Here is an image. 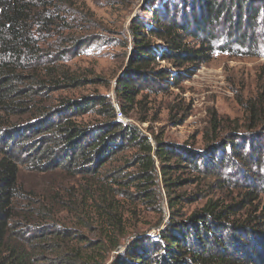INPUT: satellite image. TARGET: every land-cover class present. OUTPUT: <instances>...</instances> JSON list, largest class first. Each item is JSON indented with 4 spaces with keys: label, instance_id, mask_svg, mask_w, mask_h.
<instances>
[{
    "label": "trees",
    "instance_id": "16d2710c",
    "mask_svg": "<svg viewBox=\"0 0 264 264\" xmlns=\"http://www.w3.org/2000/svg\"><path fill=\"white\" fill-rule=\"evenodd\" d=\"M66 3L0 0V264H264V203L259 201L264 195V74L255 97L242 105L245 127L236 123L227 127L212 117L202 134V148L196 153L157 140L152 145L135 128L122 124L103 96L65 101L55 110L35 107L28 100L31 90L50 92L84 83L57 71L53 65L59 56L43 48L44 31L58 26L57 17L65 13ZM262 4L255 0L150 3L145 10L151 11L150 22L137 18L128 28L131 49L113 89L121 113L127 115L135 106H141L142 100L137 97L147 87L145 84L160 89L169 83L173 71L178 80L193 75L214 54L217 31L225 33L231 44L248 47L246 44L258 31ZM147 36L159 44H151ZM157 61H166L171 68L156 70L153 65ZM29 81L38 87L22 88ZM92 111L108 115V120L86 127L71 120L73 115ZM25 115L29 118L23 119ZM13 117L23 120L13 122ZM26 132L41 134L37 146L31 143V148L26 144L17 147L14 140L21 141ZM125 146L139 151L135 156L140 169L137 179L144 194L150 193L157 177L154 157L160 163L162 183L170 191L179 185L177 175L189 164L187 168L195 173L211 176L238 194L229 202L208 199L185 218H175L181 198L174 196L169 199L172 212L164 228L153 238L132 239L108 262L99 258L100 252L93 250L90 241L67 246V231L55 226L54 213L42 206L36 216L55 227L53 235L64 243L61 253L48 258L40 238L22 235L24 230L18 227L26 225L15 221V209L19 200L29 197L19 184L20 149L33 148L30 169L36 172L59 167L72 176L96 177L106 160ZM89 201L87 217L105 225L98 244L114 250L124 234L114 197L102 189Z\"/></svg>",
    "mask_w": 264,
    "mask_h": 264
},
{
    "label": "rangeland",
    "instance_id": "374dc122",
    "mask_svg": "<svg viewBox=\"0 0 264 264\" xmlns=\"http://www.w3.org/2000/svg\"><path fill=\"white\" fill-rule=\"evenodd\" d=\"M153 1L67 0L65 13L57 17L58 26L53 31H44L43 48L59 56L53 65L57 71L67 72L84 83L50 92L34 89L28 93V100L33 101L35 107L46 106L55 110L65 101L103 96L114 107L117 119L122 118V124L130 125L149 138L152 145L157 140L194 153L201 150L202 134L212 117L215 116L227 127L236 123L244 128L246 115L242 105L255 97L259 78L264 74V0H255L263 1V4L257 34L246 44L248 47L231 44L225 33L217 31L214 54L193 75L178 80L176 71H173L169 83L160 89L145 84L147 87L137 97L142 100L141 106H135L127 115L121 113L113 89L117 77L125 69L131 49L128 28L137 18L150 22L151 11L145 10ZM53 32L55 35L52 36ZM147 39L151 44H159L151 36ZM68 40L76 43L71 44ZM153 67L156 70L171 68L166 61H157ZM27 85L38 87L36 82L29 81L22 88H27ZM29 116L25 115L23 119ZM107 116L92 111L73 115L71 120L86 127L106 122ZM23 119L13 117L10 120L16 122ZM24 137L21 141L18 138L14 140L17 147L21 144L30 146L31 143L37 146L41 134L26 132ZM32 149H20L18 152L19 184L29 200L18 201L15 221L26 225L25 228L18 227L24 230L22 235L26 238L35 236L41 239L43 254L51 259L61 253L64 243L53 235L55 227L48 226L36 216L41 206L54 213L55 226L67 231V246L90 241L93 250L100 252L99 258L108 262L132 239L155 237L171 215L169 199L174 196L181 198L175 208V218H185L208 199L219 198L229 202L238 194L237 190L225 187V183H218L211 176L195 173L187 168L188 163L177 175L180 176V180L176 181L180 182L179 185L170 191L162 183L160 163L155 157L157 177L149 188L152 195L144 194L137 179L140 169L135 156L139 151L132 147L125 146L111 155L96 177L72 176L59 167L47 172L31 170L30 163L34 157H29V154L33 153ZM102 189L114 197L116 212L124 223V234L114 250L98 244L105 225L87 217L89 198L94 193L101 194ZM259 201L264 203V195H260ZM110 237L113 238L112 235Z\"/></svg>",
    "mask_w": 264,
    "mask_h": 264
},
{
    "label": "built area",
    "instance_id": "2783aa9c",
    "mask_svg": "<svg viewBox=\"0 0 264 264\" xmlns=\"http://www.w3.org/2000/svg\"><path fill=\"white\" fill-rule=\"evenodd\" d=\"M120 120H123L122 118Z\"/></svg>",
    "mask_w": 264,
    "mask_h": 264
}]
</instances>
